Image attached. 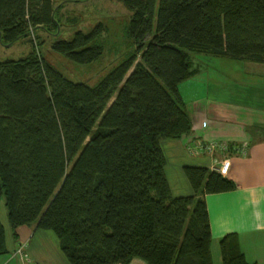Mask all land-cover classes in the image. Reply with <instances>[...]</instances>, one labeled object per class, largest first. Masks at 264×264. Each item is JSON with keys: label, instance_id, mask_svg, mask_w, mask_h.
Here are the masks:
<instances>
[{"label": "trees", "instance_id": "obj_1", "mask_svg": "<svg viewBox=\"0 0 264 264\" xmlns=\"http://www.w3.org/2000/svg\"><path fill=\"white\" fill-rule=\"evenodd\" d=\"M117 1L136 51L93 86L58 61H98L104 23L69 38L66 1L0 0L1 42L32 44L0 61V203L15 241L20 226L51 230L71 264H214L206 196L237 185L185 166L195 194L174 197L161 141L192 129L180 86L202 73L196 60L207 71L217 58L264 64V0ZM6 232L0 218V255ZM220 251L222 264H255L236 233Z\"/></svg>", "mask_w": 264, "mask_h": 264}, {"label": "crops", "instance_id": "obj_2", "mask_svg": "<svg viewBox=\"0 0 264 264\" xmlns=\"http://www.w3.org/2000/svg\"><path fill=\"white\" fill-rule=\"evenodd\" d=\"M263 65L264 64H258ZM258 68V67H257ZM252 69H254L252 67ZM249 70L244 84L229 90L233 100L217 101L209 95V84L193 77L180 86L185 107L192 118V129L179 139H163L166 175L174 197L193 196L195 191L184 172L185 166L214 170L222 164V156H191L187 144L197 138L247 142V156L231 154V166L226 177L235 181L232 192L206 196L212 227L211 250L214 264H222L221 239L232 233L239 236L240 245L249 263L264 264V71ZM207 76V74H206ZM189 83L193 96L183 86ZM206 86V87H205ZM186 88V86H184ZM250 89V90H249ZM188 95L192 103H189ZM197 95H200L198 98ZM207 98L204 103L203 98ZM8 252L0 255V264H71L61 249L58 236L51 230L36 226L17 228V240L6 232ZM23 245L27 256L15 255ZM131 264H147L136 258Z\"/></svg>", "mask_w": 264, "mask_h": 264}, {"label": "rangeland", "instance_id": "obj_3", "mask_svg": "<svg viewBox=\"0 0 264 264\" xmlns=\"http://www.w3.org/2000/svg\"><path fill=\"white\" fill-rule=\"evenodd\" d=\"M65 1L66 4L62 12L58 14V17L59 19L65 17L62 22L63 29L69 32V38L72 37L74 31H87V27L91 29L96 23H104L106 26L105 33L99 37L104 52L103 56L98 61L88 65H78L64 59L58 61L61 70H63L69 78L74 81L86 82L95 86L115 66L123 62L131 52L136 51V45L128 31L132 12L122 2L117 0H55V4L58 5ZM43 35L47 41L51 40L46 34ZM31 49L32 44L29 38H24L9 46L3 44L0 40V61L24 58L28 56ZM195 56L196 55H192L194 60L196 59ZM211 60L212 59L208 61ZM196 61L203 69L202 74L203 72L205 73L201 75L199 80L210 85L209 90L211 93L209 97L215 101L218 99L220 100L224 92L226 93L224 98L233 100L234 95L233 93L229 94V90L235 86V83L238 88L243 86L244 84L237 82L246 80L250 75L249 70H251L252 67L254 68L252 71H264L263 65H258L261 63L229 58H217L216 60H212L207 71V65L201 64L202 62L200 60ZM184 86H186V88H184ZM184 86L183 89L193 96V91L189 90V83ZM197 96L198 98L200 97V95ZM186 97L189 99V103H192L188 95ZM203 101L206 103L207 98L204 97ZM0 218L6 226L8 235H11L6 197L4 195L0 203Z\"/></svg>", "mask_w": 264, "mask_h": 264}, {"label": "built area", "instance_id": "obj_4", "mask_svg": "<svg viewBox=\"0 0 264 264\" xmlns=\"http://www.w3.org/2000/svg\"><path fill=\"white\" fill-rule=\"evenodd\" d=\"M186 150L191 156H222V164L215 166L213 171L225 175L230 170V155L247 156L249 144L247 142L232 143L225 140H205L197 138L188 144ZM15 255L27 256L23 245H18Z\"/></svg>", "mask_w": 264, "mask_h": 264}, {"label": "water", "instance_id": "obj_5", "mask_svg": "<svg viewBox=\"0 0 264 264\" xmlns=\"http://www.w3.org/2000/svg\"><path fill=\"white\" fill-rule=\"evenodd\" d=\"M7 46L11 45V44H6Z\"/></svg>", "mask_w": 264, "mask_h": 264}]
</instances>
